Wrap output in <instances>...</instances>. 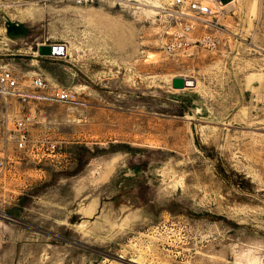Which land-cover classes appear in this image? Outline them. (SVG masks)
<instances>
[{
  "label": "rangeland",
  "instance_id": "obj_1",
  "mask_svg": "<svg viewBox=\"0 0 264 264\" xmlns=\"http://www.w3.org/2000/svg\"><path fill=\"white\" fill-rule=\"evenodd\" d=\"M182 1L217 11L173 53L174 0H0V71L76 93L0 92V139L60 146L10 141L0 264H264V0Z\"/></svg>",
  "mask_w": 264,
  "mask_h": 264
},
{
  "label": "built area",
  "instance_id": "obj_2",
  "mask_svg": "<svg viewBox=\"0 0 264 264\" xmlns=\"http://www.w3.org/2000/svg\"><path fill=\"white\" fill-rule=\"evenodd\" d=\"M225 0H207L216 5H222ZM176 10L174 15L186 16L187 20L178 27L172 35L170 43H167L166 48L171 52H187L190 49L193 41V34L196 32L198 26L203 24L206 28L209 27L211 21L209 18L215 16V8H212L208 4L199 1H191L184 3L182 0H174L173 2ZM185 6V7H184ZM212 41L211 34H206L199 41L200 44L215 45ZM31 86L39 91V94L27 93L23 86L19 82V77L15 76L13 72L9 70L0 71V92L5 96H17L23 104H26L31 99L42 100L45 96L42 94L45 91H50L51 96L58 101L69 102L76 98L75 91L61 88L51 87L47 80L37 75L32 80ZM35 118L29 113L23 114L18 118L15 123V129L8 135L6 131L3 137L0 139V170L4 171L7 166V157L5 155L6 149L10 141L14 142L17 150L26 152L30 148L37 158H43V153L57 154L60 153V146L56 142H50L40 140L39 146H31L32 140L30 135V127L34 124Z\"/></svg>",
  "mask_w": 264,
  "mask_h": 264
},
{
  "label": "water",
  "instance_id": "obj_3",
  "mask_svg": "<svg viewBox=\"0 0 264 264\" xmlns=\"http://www.w3.org/2000/svg\"><path fill=\"white\" fill-rule=\"evenodd\" d=\"M65 49L57 46H42L40 48V53L43 55H53V56H61L63 55ZM193 82L186 81L185 79L176 78L173 81V86L175 88H184L186 86H193Z\"/></svg>",
  "mask_w": 264,
  "mask_h": 264
},
{
  "label": "bare ground",
  "instance_id": "obj_4",
  "mask_svg": "<svg viewBox=\"0 0 264 264\" xmlns=\"http://www.w3.org/2000/svg\"><path fill=\"white\" fill-rule=\"evenodd\" d=\"M229 6V5H228Z\"/></svg>",
  "mask_w": 264,
  "mask_h": 264
}]
</instances>
